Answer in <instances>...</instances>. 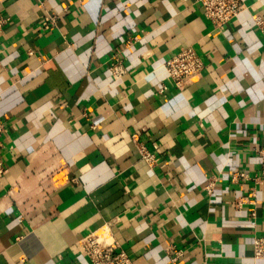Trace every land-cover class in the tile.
Segmentation results:
<instances>
[{
  "label": "crops",
  "instance_id": "0c3cea01",
  "mask_svg": "<svg viewBox=\"0 0 264 264\" xmlns=\"http://www.w3.org/2000/svg\"><path fill=\"white\" fill-rule=\"evenodd\" d=\"M243 1L219 29L194 0H0V264H89L105 229L134 264H264V0Z\"/></svg>",
  "mask_w": 264,
  "mask_h": 264
},
{
  "label": "built area",
  "instance_id": "2783aa9c",
  "mask_svg": "<svg viewBox=\"0 0 264 264\" xmlns=\"http://www.w3.org/2000/svg\"><path fill=\"white\" fill-rule=\"evenodd\" d=\"M201 6L204 17L216 28L222 29L234 18L243 13L247 8L243 0H194ZM46 22H55V17H47ZM255 22L259 25L264 23L261 16L255 17ZM121 61L116 58L111 61L109 68L115 77L122 74ZM165 72L170 77L175 86L181 88L190 81H195L204 68V63L193 46H186L167 59L164 64ZM164 88V87H163ZM5 120L0 116V179L6 172V163L3 157L4 135L7 132ZM135 141L140 137L137 133L132 135ZM141 159L152 169L157 161V155L149 150L143 143H138ZM260 156L261 172L264 175V147L258 149ZM239 177L248 178L247 173H237ZM214 182L208 183L207 189L211 190ZM254 193L251 194L253 196ZM252 200V197L250 198ZM83 252L89 259V264H134L130 256L120 248L117 241L112 237L110 230L105 229L97 233H91L83 237L79 243ZM253 255L255 258H264V236H259L253 242Z\"/></svg>",
  "mask_w": 264,
  "mask_h": 264
}]
</instances>
